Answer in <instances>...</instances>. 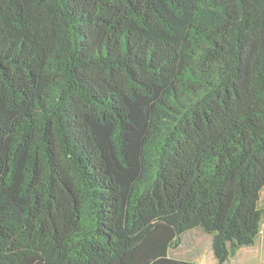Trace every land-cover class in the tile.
I'll list each match as a JSON object with an SVG mask.
<instances>
[{
  "label": "trees",
  "instance_id": "trees-1",
  "mask_svg": "<svg viewBox=\"0 0 264 264\" xmlns=\"http://www.w3.org/2000/svg\"><path fill=\"white\" fill-rule=\"evenodd\" d=\"M263 189L264 0H0V264H224Z\"/></svg>",
  "mask_w": 264,
  "mask_h": 264
},
{
  "label": "rangeland",
  "instance_id": "rangeland-1",
  "mask_svg": "<svg viewBox=\"0 0 264 264\" xmlns=\"http://www.w3.org/2000/svg\"><path fill=\"white\" fill-rule=\"evenodd\" d=\"M260 208L264 209V189ZM213 236L201 229H195L183 235L179 248L170 251L175 259L191 260L198 264H220L212 248ZM224 264H264V220L262 234L255 245L241 248L235 256Z\"/></svg>",
  "mask_w": 264,
  "mask_h": 264
},
{
  "label": "clouds",
  "instance_id": "clouds-1",
  "mask_svg": "<svg viewBox=\"0 0 264 264\" xmlns=\"http://www.w3.org/2000/svg\"><path fill=\"white\" fill-rule=\"evenodd\" d=\"M262 234V233H261Z\"/></svg>",
  "mask_w": 264,
  "mask_h": 264
}]
</instances>
